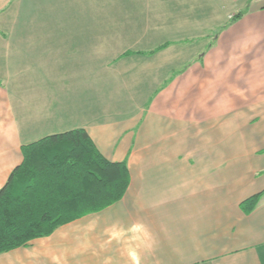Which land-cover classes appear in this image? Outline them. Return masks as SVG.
<instances>
[{
  "label": "crops",
  "instance_id": "crops-1",
  "mask_svg": "<svg viewBox=\"0 0 264 264\" xmlns=\"http://www.w3.org/2000/svg\"><path fill=\"white\" fill-rule=\"evenodd\" d=\"M58 1L0 0V189L74 128L129 183L0 264H264V1Z\"/></svg>",
  "mask_w": 264,
  "mask_h": 264
},
{
  "label": "trees",
  "instance_id": "trees-1",
  "mask_svg": "<svg viewBox=\"0 0 264 264\" xmlns=\"http://www.w3.org/2000/svg\"><path fill=\"white\" fill-rule=\"evenodd\" d=\"M21 150L22 162L0 189V253L113 204L129 183L126 163L107 160L83 128L47 135ZM260 195L242 201V209L250 212Z\"/></svg>",
  "mask_w": 264,
  "mask_h": 264
},
{
  "label": "rangeland",
  "instance_id": "rangeland-1",
  "mask_svg": "<svg viewBox=\"0 0 264 264\" xmlns=\"http://www.w3.org/2000/svg\"><path fill=\"white\" fill-rule=\"evenodd\" d=\"M116 1V0H114ZM113 0H59L58 3L62 9V13H64L65 15H71V10L69 7L74 6L76 9L75 13L78 15L76 18L77 19H87L89 16L87 14V11L94 7H99V6H105V7H110L112 8L113 6L117 4H120L121 1H117L116 3H114ZM79 10V12H78ZM65 18H73L70 16H67ZM95 18H99V15L96 14Z\"/></svg>",
  "mask_w": 264,
  "mask_h": 264
},
{
  "label": "built area",
  "instance_id": "built-area-1",
  "mask_svg": "<svg viewBox=\"0 0 264 264\" xmlns=\"http://www.w3.org/2000/svg\"><path fill=\"white\" fill-rule=\"evenodd\" d=\"M254 1H256V2H262V1H264V0H254Z\"/></svg>",
  "mask_w": 264,
  "mask_h": 264
}]
</instances>
